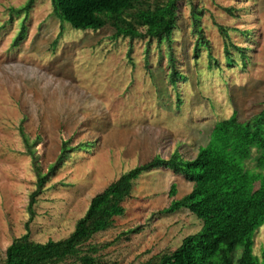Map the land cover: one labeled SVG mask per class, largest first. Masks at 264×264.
Wrapping results in <instances>:
<instances>
[{
  "label": "rangeland",
  "instance_id": "374dc122",
  "mask_svg": "<svg viewBox=\"0 0 264 264\" xmlns=\"http://www.w3.org/2000/svg\"><path fill=\"white\" fill-rule=\"evenodd\" d=\"M27 1L0 0V261L27 229L38 242L66 237L91 197L122 173L175 151L191 159L216 121L234 111L247 119L264 103V0H179L173 82L164 44L146 50V39H114L110 27L75 29L50 0L17 12ZM193 6L208 41L197 53ZM21 129L44 172L63 140L74 148L31 204L36 174ZM133 185L125 215L92 240L112 243L102 251L109 262L138 264L201 228L186 209L161 213L190 191L182 176L153 169ZM252 240L262 259L264 224ZM240 254L238 246L234 259Z\"/></svg>",
  "mask_w": 264,
  "mask_h": 264
},
{
  "label": "trees",
  "instance_id": "16d2710c",
  "mask_svg": "<svg viewBox=\"0 0 264 264\" xmlns=\"http://www.w3.org/2000/svg\"><path fill=\"white\" fill-rule=\"evenodd\" d=\"M50 1L53 14L75 29L97 31L110 27L114 39H146V50L153 40L159 46L164 44L171 67L170 80H175L178 72L172 37L177 26L179 0ZM33 2L28 0L17 12L28 11ZM199 15L200 11L193 6L191 24L197 34L195 53L200 44L208 46L199 25ZM219 29L226 37L227 28L219 26ZM22 34L23 31L19 36ZM231 61L229 58V64ZM262 109L244 120L234 111L229 117L216 121L207 142L199 146L191 159L175 151L168 158L156 156L122 173L91 197L86 211L66 237L38 242L31 239L27 229L6 247L0 264H117L107 261L102 253L111 242L96 244L92 240L125 215L137 178L160 168L191 183L190 191L181 198H172L161 213L186 209L202 224L198 231L184 236L176 248L157 252L138 264H264V254L259 259L252 252L253 235L264 224V103ZM21 132L25 137L22 129ZM25 138L36 174L31 204L74 148L63 140L56 160L44 172ZM168 192L170 197L175 196L174 184ZM139 231L137 227L122 234L129 238L128 235ZM238 246L241 254L234 259L233 252Z\"/></svg>",
  "mask_w": 264,
  "mask_h": 264
}]
</instances>
